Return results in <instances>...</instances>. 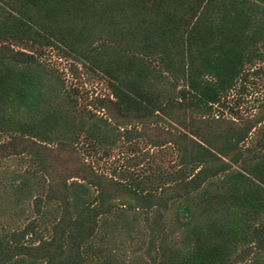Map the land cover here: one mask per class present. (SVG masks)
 I'll use <instances>...</instances> for the list:
<instances>
[{
  "label": "trees",
  "instance_id": "trees-1",
  "mask_svg": "<svg viewBox=\"0 0 264 264\" xmlns=\"http://www.w3.org/2000/svg\"><path fill=\"white\" fill-rule=\"evenodd\" d=\"M46 47L107 92L79 104ZM262 62L264 0H0V159L29 162L0 176V264H264V96L238 107ZM136 137L170 167L86 158Z\"/></svg>",
  "mask_w": 264,
  "mask_h": 264
},
{
  "label": "rangeland",
  "instance_id": "rangeland-1",
  "mask_svg": "<svg viewBox=\"0 0 264 264\" xmlns=\"http://www.w3.org/2000/svg\"><path fill=\"white\" fill-rule=\"evenodd\" d=\"M41 58L57 69L59 76L62 77L66 86L76 85L82 90L81 97H78L77 100L79 104L85 99L93 97L94 95H102L108 90L106 80L96 72L88 70L85 66L77 64V76L71 73L68 68L70 59L60 56L55 48L46 47ZM258 64L262 66L263 70L257 74L251 73L249 75V79H252L253 82H248V91L239 97L238 107L240 110L245 108L247 110L249 108L252 109L257 102V98L264 96V62ZM234 92L235 90H232L229 97L231 95L234 96ZM231 102L232 100L228 99V103L230 104ZM96 111L98 113L101 112L100 110ZM224 112L226 113V108H224ZM142 152H146V158L141 160L143 166L145 165V161H148L152 167L159 165L163 168H169L170 163L175 159L174 150L170 144H163L161 146L151 145L143 137H136L131 140L121 138L114 145L110 146L107 154L97 152L95 155L93 153L88 155L85 153V155L97 169L107 174H117L125 168H129L134 173H138L141 167L139 166L140 164L130 165V161L136 159L137 155H140ZM28 163L26 157L22 155L0 159L1 179L11 181L13 172L28 167ZM32 215L31 197L27 196L23 197L18 202V205L12 203L11 211L9 214L7 213L3 216V221L10 225H20ZM127 254L134 255L131 251H128Z\"/></svg>",
  "mask_w": 264,
  "mask_h": 264
}]
</instances>
